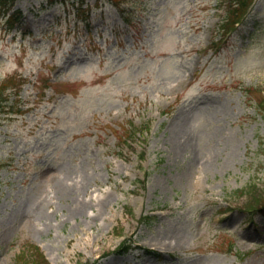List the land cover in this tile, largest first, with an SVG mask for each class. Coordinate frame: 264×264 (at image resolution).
Here are the masks:
<instances>
[{"label": "rangeland", "instance_id": "rangeland-1", "mask_svg": "<svg viewBox=\"0 0 264 264\" xmlns=\"http://www.w3.org/2000/svg\"><path fill=\"white\" fill-rule=\"evenodd\" d=\"M119 1L0 14V264H264V0Z\"/></svg>", "mask_w": 264, "mask_h": 264}, {"label": "trees", "instance_id": "trees-1", "mask_svg": "<svg viewBox=\"0 0 264 264\" xmlns=\"http://www.w3.org/2000/svg\"><path fill=\"white\" fill-rule=\"evenodd\" d=\"M13 1L14 0H0V10L1 11H6V10L8 11L10 9ZM55 1H57V0H49L50 3H54ZM114 1L117 3V5L119 4L116 0H114ZM250 1L251 0H230L232 9L227 8V10H228V13L235 15V18H236L234 20L235 22L236 21L238 22L243 18V17H239V16L241 15V13H243L245 11V9H246V7ZM20 17H21V13H19L18 15L14 14V15L10 16V18L7 20L9 28L13 27L15 25V23L19 21ZM226 19L230 24L229 19L227 17H226ZM231 24H233V23H231ZM229 27L230 26L223 25L222 28L227 29ZM7 89H8V85L6 83H3L0 85V111L4 108V106H6V104L3 102L8 100L7 96L5 95ZM257 104H258L259 110L264 114V97H261ZM149 127H150L149 125L145 124V125L140 126L139 129L141 131H143V130L148 129ZM133 132L134 133L136 132V127L134 128L133 126H131V127L127 126L124 128V133H120L118 138L120 141H127L129 138L132 137ZM255 202L259 204L261 202V200L257 196H255ZM250 205H251L250 206L251 212L255 213L256 215L260 212L264 214V203L263 202H261L258 206H254L252 204H250ZM25 247H26V249H30V248L35 249L36 248L38 253L40 255H42V253L39 252V247L37 245L25 244ZM128 247H130V246H125V249H123V250H127ZM20 261H18V264H20L19 263Z\"/></svg>", "mask_w": 264, "mask_h": 264}, {"label": "bare ground", "instance_id": "bare-ground-1", "mask_svg": "<svg viewBox=\"0 0 264 264\" xmlns=\"http://www.w3.org/2000/svg\"><path fill=\"white\" fill-rule=\"evenodd\" d=\"M80 212L84 213V208L83 207L80 208Z\"/></svg>", "mask_w": 264, "mask_h": 264}]
</instances>
